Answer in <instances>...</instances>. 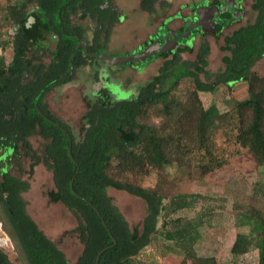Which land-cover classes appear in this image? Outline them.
I'll return each mask as SVG.
<instances>
[{
  "label": "trees",
  "instance_id": "trees-1",
  "mask_svg": "<svg viewBox=\"0 0 264 264\" xmlns=\"http://www.w3.org/2000/svg\"><path fill=\"white\" fill-rule=\"evenodd\" d=\"M31 2H35L32 9L29 6ZM76 2L6 0V7L0 10V47L3 52L9 46L13 50L9 63L5 53L0 56V151L8 150L0 158V164L11 156V162H18L19 155L17 153L18 159H15L14 153L22 143L24 149L29 150L27 155L34 151L35 162L31 165L30 174L41 163L53 174L55 191L49 196L52 201H61L76 217L77 232L84 244L83 254L76 264H96L99 254L105 249L99 264H134L133 259L151 244L153 238L162 234L166 242L173 244L169 245V251L184 260L181 264H186L187 259L198 264H219L215 257L197 255L195 247L201 238L198 223L179 227L182 221L178 218L164 220L163 230L158 227L163 213L167 218L191 208L193 202L190 199L195 198L194 195H178L166 204L167 194L128 182L125 177L126 174L143 175L147 166H170L176 160H173L175 152L187 149L185 139L193 140L194 136H200V140L205 141L220 120L231 117L238 121L241 146L248 148L257 165L264 168V85L253 70L264 58V0H254L253 10L260 12L254 23L225 36L221 50L230 55L222 59L223 70L216 73L207 70L211 48L205 43L197 54L196 62L184 63L182 67H175L174 62L165 63L135 96L121 101H116L111 94L104 98L97 96L83 117L80 136L67 122H62L65 130L45 122L36 107L40 95L38 104L42 105L49 92L69 82L52 84L69 75L72 63L74 74L79 66L87 65L88 57L80 59V52H76L77 41L70 40L62 29L71 14L67 13V8L76 6ZM67 24V33H73L74 29ZM41 27H45L57 42L54 50L41 39L34 40ZM3 29L14 31L13 35L5 34L9 37L6 42ZM59 39L60 42L57 41ZM191 49L189 46L187 50ZM49 59L50 62L47 61ZM201 74L213 82L202 81ZM186 78L195 84L192 93L195 103L187 109H180L173 97ZM240 82L248 83L250 98L237 103L231 113L220 114L215 106L205 109L201 104L198 93L213 92L219 85L232 88ZM50 84L52 86L48 87ZM159 106L165 117L178 118L177 126L175 124L168 133L144 120L148 110ZM43 107V111H48V117L59 120L48 110L46 103ZM33 136L45 141L43 150L33 149L30 142ZM69 138L72 157L78 167L69 155ZM114 161L119 173L112 171ZM110 189L124 191L146 203V217L140 230L130 227L109 196ZM29 190L30 183L21 176L9 171L0 174V202L10 218L8 231L18 249L17 261L22 264H72L28 214L24 194ZM88 202L100 212L101 218ZM245 215L246 222L255 221V224L250 236L237 235L232 254L244 256L256 249L258 264H264V214L251 211ZM168 224L174 225L175 230H169ZM8 257L0 252V264H16Z\"/></svg>",
  "mask_w": 264,
  "mask_h": 264
},
{
  "label": "rangeland",
  "instance_id": "rangeland-1",
  "mask_svg": "<svg viewBox=\"0 0 264 264\" xmlns=\"http://www.w3.org/2000/svg\"><path fill=\"white\" fill-rule=\"evenodd\" d=\"M114 1L127 13L129 20L114 29L109 48L103 50L102 53L110 58L138 54L146 46L137 49L136 47L142 44L154 31L148 27L151 18L140 11V0ZM189 1L191 0H178V3ZM29 6L32 9L35 2H31ZM252 6L253 0H247L246 10L248 14L240 24L230 27L218 36L209 35L203 39L199 37L196 40L195 51L183 53L180 56L181 60H179L178 66L182 67L184 63L196 62L198 47L204 41L211 48L207 70L211 73L223 70L225 65L222 59L225 55H230V53H224L221 50L224 46V38L240 27H244L248 22L254 21L256 13ZM1 7H6L4 0H0V10ZM179 26H181L179 23L174 25V27ZM2 33L4 34L3 40L6 42L9 37L5 34L13 35L14 31L3 29ZM39 39L51 50L55 49V39L45 27H41L34 38V40ZM192 41V39H188L186 43L190 44ZM4 53L7 63H9L13 53L12 47L9 46ZM163 63L164 59L159 58L144 68V64L139 65L137 61H134L133 64L139 73L129 69L125 71L128 63L112 66L106 62H101V65L105 69L109 66L110 72L119 74L129 85H145L159 73ZM253 70L263 80L264 85V58L256 64ZM91 75V70H79L74 82L58 86L46 97L50 110L69 123L78 136L83 132L82 120L90 107V102L85 93L91 90V84H93ZM200 79L204 82H213V80H207L204 74L200 75ZM83 83L88 86V90L84 89ZM120 84L118 78L109 79L108 87L116 101L124 100L129 95L128 92L119 90L120 88L117 86ZM194 89L195 84L192 79L186 78L181 81L173 97V101L179 106L177 108L187 109L190 104L195 103L192 95ZM198 97L205 109L215 106L220 114H229L237 103L250 98L249 85L247 82H241V84L234 85L233 88L219 85L213 92L198 93ZM247 115L250 116V113L248 112ZM144 120L156 125L165 133H168L175 124L176 126L178 124V118L169 119L164 116V110L161 106L148 110ZM238 135L239 124L237 119L231 117L220 120L205 141L200 140V136H194L193 140L185 139V142H188L187 149L175 152L173 160H176L170 166L163 168L147 166L143 175L126 174L125 180L144 188L158 189L167 194L166 204H169L171 199L178 195H194L195 198L190 199L193 202L191 208L171 214L167 218L164 217L165 214L163 213L158 227L163 230L164 220L169 221L178 218L182 221L179 227H184L192 222L198 223L201 238L195 249L199 257H215L219 264H258L259 255L256 249H252L244 256L238 257L232 254L237 235L241 233L250 236L255 224V221L246 222L247 215L245 214L251 211L264 214V168L257 165L248 148L241 146ZM30 142L33 148L38 151L43 150L46 145L39 136L32 137ZM22 164L23 173H20L18 167L12 169L11 172L30 183V190L24 194L28 214L46 236L58 245L67 260L76 264L83 254L84 244L77 232L78 221L76 217L68 208L60 203H55L49 196L55 191L53 174L44 165H36L33 173L30 174L31 164L25 160H22ZM112 171L119 173L116 161L112 164ZM108 194L130 227L140 230L146 217V203L124 191L110 189ZM2 214L0 208V241L4 242L9 257L16 264H22L17 261L18 249ZM3 223L5 225L3 227L4 232L1 231ZM168 225L169 230H175L174 225ZM163 233L165 232L163 231ZM162 235L153 238L151 244L133 259V263L181 264L184 260L174 256L169 251V245L173 244L166 242ZM9 238L13 240V245L16 247L15 251L11 247ZM186 264L198 263L193 259H187Z\"/></svg>",
  "mask_w": 264,
  "mask_h": 264
},
{
  "label": "flooded vegetation",
  "instance_id": "flooded-vegetation-1",
  "mask_svg": "<svg viewBox=\"0 0 264 264\" xmlns=\"http://www.w3.org/2000/svg\"><path fill=\"white\" fill-rule=\"evenodd\" d=\"M246 2L247 0H191L189 2L179 4L178 0H140L139 9L142 13L147 14L151 18L148 27L153 29L154 31L145 39V41L142 44L138 45L136 49L154 43H159L161 46H163L166 42L165 41L166 36L169 33L176 32L177 35H179L180 31H187L190 26L196 24L198 21V16L195 14V10L198 7H203L206 5L220 6L222 8L220 17H215V22L213 24L214 28L217 30L218 34L220 35L224 31L228 30L230 27L236 24H240L247 17L248 13L246 10ZM253 4H254V0H253ZM68 12L71 13L69 17V22L63 23L62 29H64V31L66 32L65 35L70 36L69 37L70 40L73 39L77 41L76 51L78 49V52H80V59H82L83 57H88V61H87V65L79 66L75 74L73 73L74 75L72 74L70 78H69L70 75L69 73L68 76L56 80L58 81L57 83H62L63 81L66 80L69 82H74L77 79V72L79 70L82 69L91 70L92 75L90 78L93 79V84H91V90L86 91L85 93L86 98L90 102V104L91 102H93V99L95 100L97 98V96H99L100 98H104L106 97V95L111 94L110 88L108 87L110 78L113 79L118 78L120 80L121 84L118 85L117 87L120 88L119 90H123L124 92L129 93L127 98L137 95L140 92L142 86L144 85L127 84L126 81L123 80L119 74L110 72L109 66L108 68L105 69V67L101 65V62H106V61L100 58V55H103L102 53L103 50L109 48L110 40L113 35L114 29L117 26L122 25L123 23L129 20L127 13L124 12L122 8L115 3L114 0H77L76 6L74 7L70 6L67 8V13ZM255 13L256 16L254 21L248 22L245 26H247L248 24H252L257 20L260 12L257 11ZM67 23H69L71 29H74L73 33L70 34L67 33L66 31L67 30L66 25H68ZM177 23L181 24V26L174 27V25ZM209 35L212 34L202 33V32L194 33L190 38H188L189 40L190 39L193 40L190 44L186 43V41L188 42V39H179L177 41V49L173 52H170L168 55L156 56L144 62H139V61L137 62L139 65L144 64V68H146L153 61L159 58H163L164 63L162 67L167 62H174V66L179 67L178 56L180 57L183 53L186 52H191V53L194 52L196 40L199 37L203 39ZM169 38L172 39V37ZM57 41L60 42V39ZM55 44H57L56 41ZM203 44H205L204 41L200 43L197 50V54L200 51V48L202 47ZM189 46H191L192 48L191 50H187ZM85 47L88 49V54L85 53ZM92 55H97V56L92 57ZM48 61L50 62L51 59H49ZM133 66H135L133 63L128 64V66L125 68V71H128V69L132 71H138L136 66L135 67ZM82 85H84V89L88 90L87 85H85L84 83ZM45 103L47 104L46 98L42 105L36 104V107L40 115L43 117L44 121L54 124L57 128H61L62 130H65L64 125H62V122L64 121L63 119L59 118L58 116H57L59 119L58 121L55 119H51L47 115L48 111L47 110L46 112L43 111L42 108H44L43 106L45 105ZM48 110H50L49 106H48ZM28 151L29 150L27 148L24 149V144L21 143L18 151L14 153L15 156L18 153L19 155L18 158H20V160L15 163L11 162L10 158H12V156L7 160H3L0 164V174H3V172H7V171L11 172L12 169H15L16 167L19 168L20 173H23L24 168H23L22 160L29 162L31 165L35 162L33 160L34 151H32L31 154L27 155ZM7 152L8 150L2 149L0 151V158L3 157ZM14 158L18 159L17 156ZM19 163H21V166L19 165ZM40 165H44V164L41 163ZM11 174L13 173L11 172ZM54 202L64 205L61 201H54ZM0 208L1 211L3 212L2 215L4 218V222L10 227L9 224L10 218L5 213L3 203L1 202H0ZM4 226L5 225L3 223L1 228V231L3 232H4L3 230ZM9 241L11 247L15 251L16 247L13 245V240L9 238ZM6 244L9 245V243L7 242ZM54 244L58 247L56 243ZM4 245H5L4 242L0 241V252L9 256ZM8 258L9 260L13 261L10 257Z\"/></svg>",
  "mask_w": 264,
  "mask_h": 264
},
{
  "label": "water",
  "instance_id": "water-1",
  "mask_svg": "<svg viewBox=\"0 0 264 264\" xmlns=\"http://www.w3.org/2000/svg\"><path fill=\"white\" fill-rule=\"evenodd\" d=\"M221 12H222V8L220 6H208V5H206L203 7H198L195 10V14L198 16L197 23L190 26L187 31H180L179 35H177L176 32L169 33L165 39L166 42L163 46H161L159 43H154V44H149L148 46L144 47L142 51H140L138 54H135V55L118 57V58H110V57L105 56V55H100V58L103 59L104 61H106V63H108V65H112V66H119V65H123V64H127V63L131 64L134 61L144 62L150 58H153V57H156L159 55H168L170 52L175 51L177 49V41L179 39H188L194 33L202 32V33H210L214 36H218L219 34H218L217 30L214 28L213 24L215 22V17H220ZM169 37H172V39H170ZM76 52H78V49ZM85 53L88 54V49L86 47H85ZM96 56L97 55H92V57H96ZM74 60H75V56L73 57V62H74ZM73 69H74V63H72V65H71L70 76L73 74ZM57 82L58 81L53 82L52 84H55ZM52 84L48 85V87L52 86ZM40 96L38 97V99L40 98ZM38 99L36 101V104H38ZM69 142H70L69 155H70L72 161L78 167V164L76 163V161L72 157L71 138H69ZM74 180H75V177L71 181V188H73ZM82 199L84 201H86L84 198H82ZM90 205L92 206L93 210L97 213V215L101 218L102 216H101L100 212L92 204H90ZM103 223H104V221H103ZM104 225L107 228V225L106 224H104ZM113 241L115 242L116 240L113 238ZM106 250L107 249L103 250L99 254V257L97 259L96 264H99L100 256Z\"/></svg>",
  "mask_w": 264,
  "mask_h": 264
},
{
  "label": "crops",
  "instance_id": "crops-1",
  "mask_svg": "<svg viewBox=\"0 0 264 264\" xmlns=\"http://www.w3.org/2000/svg\"><path fill=\"white\" fill-rule=\"evenodd\" d=\"M4 1H5V3H6V0H4ZM1 8H2V7H1ZM3 53H4V52H3L2 48L0 47V56L3 55ZM5 56H6V55H5ZM12 56H13V53H12ZM11 59H12V57H11ZM238 84H241V82H240V83H237V84H234V85H238ZM234 85H233V86H234ZM232 88H233V87H232Z\"/></svg>",
  "mask_w": 264,
  "mask_h": 264
}]
</instances>
